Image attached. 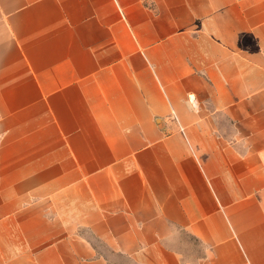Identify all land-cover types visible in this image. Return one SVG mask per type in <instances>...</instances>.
<instances>
[{"label":"crops","instance_id":"0c3cea01","mask_svg":"<svg viewBox=\"0 0 264 264\" xmlns=\"http://www.w3.org/2000/svg\"><path fill=\"white\" fill-rule=\"evenodd\" d=\"M0 264H264V0H0Z\"/></svg>","mask_w":264,"mask_h":264},{"label":"rangeland","instance_id":"374dc122","mask_svg":"<svg viewBox=\"0 0 264 264\" xmlns=\"http://www.w3.org/2000/svg\"><path fill=\"white\" fill-rule=\"evenodd\" d=\"M96 246H101L97 241L94 243Z\"/></svg>","mask_w":264,"mask_h":264}]
</instances>
